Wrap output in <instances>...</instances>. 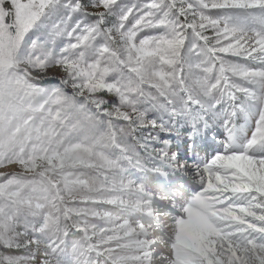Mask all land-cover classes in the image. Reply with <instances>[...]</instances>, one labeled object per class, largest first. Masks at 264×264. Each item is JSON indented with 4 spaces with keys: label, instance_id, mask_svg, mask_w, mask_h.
Wrapping results in <instances>:
<instances>
[{
    "label": "snow or ice",
    "instance_id": "6c2138e0",
    "mask_svg": "<svg viewBox=\"0 0 264 264\" xmlns=\"http://www.w3.org/2000/svg\"><path fill=\"white\" fill-rule=\"evenodd\" d=\"M0 264H264V0H0Z\"/></svg>",
    "mask_w": 264,
    "mask_h": 264
},
{
    "label": "rangeland",
    "instance_id": "374dc122",
    "mask_svg": "<svg viewBox=\"0 0 264 264\" xmlns=\"http://www.w3.org/2000/svg\"><path fill=\"white\" fill-rule=\"evenodd\" d=\"M243 122H244V121H243L242 118L238 120V123H243Z\"/></svg>",
    "mask_w": 264,
    "mask_h": 264
}]
</instances>
